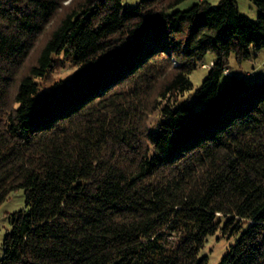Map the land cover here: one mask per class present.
I'll use <instances>...</instances> for the list:
<instances>
[{"label": "trees", "instance_id": "obj_1", "mask_svg": "<svg viewBox=\"0 0 264 264\" xmlns=\"http://www.w3.org/2000/svg\"><path fill=\"white\" fill-rule=\"evenodd\" d=\"M186 1L0 0V205H26L0 264H209L218 234L219 264H264V80L227 74L264 0Z\"/></svg>", "mask_w": 264, "mask_h": 264}, {"label": "rangeland", "instance_id": "obj_2", "mask_svg": "<svg viewBox=\"0 0 264 264\" xmlns=\"http://www.w3.org/2000/svg\"><path fill=\"white\" fill-rule=\"evenodd\" d=\"M140 0H124V5L135 6ZM200 0H188L180 5V9H186ZM211 4L217 5L222 0H204ZM238 4L240 14L248 17L249 20L256 22L258 18V9L253 4L252 0H235ZM251 57L241 63L235 60L234 56L230 60V75L233 73L238 78L245 79L251 83L260 82L264 80V50L254 51L251 49ZM213 55H208L203 60L204 64L199 66L192 74H190V81L193 85L192 93L198 89L202 81L209 74L210 67L212 66ZM79 71L77 67L70 65V62L66 61L65 66H58L51 74L49 79L43 83L45 89L50 90L51 86L61 80H68L72 78V75ZM230 80V78L224 77L223 81ZM192 93H187L184 98H188ZM25 194L24 190L20 189L10 195V197L0 205V260L4 257V239L8 233L11 232V219L13 214L25 210ZM234 243L233 240H228L221 237L220 234L210 237L205 244L204 253L209 256V264H219L221 257L227 252L229 244Z\"/></svg>", "mask_w": 264, "mask_h": 264}, {"label": "built area", "instance_id": "obj_3", "mask_svg": "<svg viewBox=\"0 0 264 264\" xmlns=\"http://www.w3.org/2000/svg\"><path fill=\"white\" fill-rule=\"evenodd\" d=\"M227 73V72H226ZM227 74H229V73H227Z\"/></svg>", "mask_w": 264, "mask_h": 264}]
</instances>
